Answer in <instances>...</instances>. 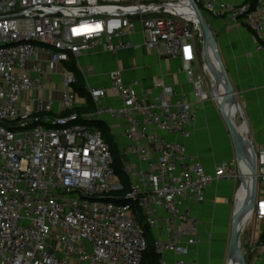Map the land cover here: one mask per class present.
Returning a JSON list of instances; mask_svg holds the SVG:
<instances>
[{"label": "built area", "instance_id": "1", "mask_svg": "<svg viewBox=\"0 0 264 264\" xmlns=\"http://www.w3.org/2000/svg\"><path fill=\"white\" fill-rule=\"evenodd\" d=\"M194 1L211 18L264 34V0ZM137 32L148 53L181 61L195 101L162 82L150 97L112 71L109 91L119 107L104 105L107 89H91L93 113H78V81L65 64L98 48L130 49L126 37ZM199 48L201 31L188 0H0V264H143L146 228L159 264H187L201 241L185 201L203 203L209 186L234 183L239 167L248 178L251 165L247 149L243 160L208 173L186 149L208 99L192 71ZM60 66L62 113L54 114L53 102L42 96L32 108L24 94L43 92ZM106 116L123 122L120 160L130 177L124 196L116 194L122 186L110 146L90 124ZM255 157L249 214L264 223V150ZM251 247L264 253V226Z\"/></svg>", "mask_w": 264, "mask_h": 264}, {"label": "crops", "instance_id": "2", "mask_svg": "<svg viewBox=\"0 0 264 264\" xmlns=\"http://www.w3.org/2000/svg\"><path fill=\"white\" fill-rule=\"evenodd\" d=\"M204 15L234 92L233 100L226 107V115L252 142L255 151L264 150V34L257 36L258 43L254 35L240 24L233 25L224 17L211 18ZM126 40L131 42L133 47L119 53L111 54L103 48H98L72 58L86 93L91 89H107L109 97L105 99L104 105L119 107L120 104L113 99L109 91L110 81L107 77L109 72L116 71L120 73L125 84L137 82L136 91L139 93L154 97L160 92L157 84L162 82L164 86L172 87L175 93L183 96L186 101H195L192 84L182 69L181 61L148 53L143 46L144 36L141 32L126 37ZM201 59L202 54L199 52L196 62L192 65V71L194 77L202 79V92L207 94L208 99L200 105L192 135L184 143L188 153L200 160L205 171L212 173L222 162L239 159L235 156V148L222 114L212 100L213 83L209 69ZM62 72L61 66L56 68L55 75L47 80L43 92H26L23 100L33 108L41 96L49 98L53 102L54 114L62 113ZM221 95L222 89L219 86L216 92L218 102ZM77 97V109L85 112V115L92 114L94 110L85 111L86 99L78 95ZM94 121L100 122L120 156L125 143L122 137L123 122L108 116ZM130 161L133 168L139 169L135 159ZM124 168L125 165L123 171ZM243 171L239 167L238 174H243ZM239 185L240 179L234 183H214L206 189L203 203L195 204L191 199L185 201L186 208L199 224L198 235L201 241L187 256V264H228L233 201ZM252 223L243 221L240 236L243 256L246 264H264L263 251L259 247H251L256 232L263 228L264 223L255 222L253 219Z\"/></svg>", "mask_w": 264, "mask_h": 264}, {"label": "water", "instance_id": "3", "mask_svg": "<svg viewBox=\"0 0 264 264\" xmlns=\"http://www.w3.org/2000/svg\"><path fill=\"white\" fill-rule=\"evenodd\" d=\"M193 12H195L198 28H200L201 36H202V56L204 64L207 65L211 77L212 85V98L215 102L217 109L222 114L223 120L225 125L228 128L229 135L231 138V142H233L235 148V156L239 160H243V154L245 150L248 149L249 156L251 157V165L248 167L249 176L248 178H244L242 174H239L240 177V185L237 188V192L234 196L233 201V213L231 217V231H230V243L228 249V263L232 261V258L235 257L238 261V264H246L245 257L243 256L242 252V242L240 239L243 220L245 216L249 215V212L253 209L255 195H256V157H255V149L253 148V144L246 138L238 128H236L231 121L229 120L228 116L226 115V107L228 103L233 100V93L232 88L224 71L222 61L219 58L218 54V46L215 42V39L212 35L211 29L208 27L203 13L200 12L198 6L195 4L194 0H188ZM222 89V95L220 96V102L216 100V92L219 88ZM251 189L252 196L249 204V208L247 212L242 215L241 210L244 208L241 204H238V196L241 192H245L247 189Z\"/></svg>", "mask_w": 264, "mask_h": 264}, {"label": "trees", "instance_id": "4", "mask_svg": "<svg viewBox=\"0 0 264 264\" xmlns=\"http://www.w3.org/2000/svg\"><path fill=\"white\" fill-rule=\"evenodd\" d=\"M251 2H256L257 0H249ZM254 37L256 38V41L259 43V40L257 38V35L255 33H253L252 31H250ZM65 67L75 75L76 79H77V84H75L73 86V91L82 98H85L87 101V109L85 110L86 112L92 111L94 110V104L93 101L91 99V97L88 95V93L85 92L84 87L82 85V80L80 78V73L78 71L77 65L74 63V60L70 59V61L68 63L65 64ZM78 113L84 114L85 112H81L79 109H77ZM90 124L95 125L98 129L101 130L102 132V136H103V140L106 144H108L110 146L111 149V153H112V157H113V169H114V175L116 176V178L119 179V182L122 186V191L116 193L119 196H124L125 192L128 190L129 186H130V177H128L126 175V173L123 171V164L122 161L120 160V156L118 151L116 150V147L111 144L110 139L107 138L106 140L104 139V136H106V132L105 129H103L102 125L100 124V122L91 120ZM117 204H123V201H118L116 202ZM140 214V212H139ZM146 242H148V247L147 250L144 253L143 256V264H159L160 261V255H157L155 253L154 250V242L152 239V235L151 233L147 230L146 228Z\"/></svg>", "mask_w": 264, "mask_h": 264}, {"label": "bare ground", "instance_id": "5", "mask_svg": "<svg viewBox=\"0 0 264 264\" xmlns=\"http://www.w3.org/2000/svg\"><path fill=\"white\" fill-rule=\"evenodd\" d=\"M229 104V103H228ZM243 130H245V127L242 128ZM252 191L250 188L247 189L245 192H241L238 196V204L244 207L241 210V214L244 215L248 208H249V204H250V200H251V196H252ZM228 264H238V261L235 257L232 258V261Z\"/></svg>", "mask_w": 264, "mask_h": 264}, {"label": "rangeland", "instance_id": "6", "mask_svg": "<svg viewBox=\"0 0 264 264\" xmlns=\"http://www.w3.org/2000/svg\"><path fill=\"white\" fill-rule=\"evenodd\" d=\"M203 16H204V19H205V21H206V16L204 15V13H203ZM206 23H207V21H206ZM199 52H200V54H202V50H201V48H199ZM201 60L203 61V56H202V59H201ZM203 62H204V61H203ZM203 64H204V63H203ZM107 138H109V135L106 133V136H104V139L106 140ZM111 183H112V184H116V180H115V179H112ZM243 221H247V223H249V224H253V223H252V217H251L250 214L247 215V216H245V218H244ZM242 223H243V222H242Z\"/></svg>", "mask_w": 264, "mask_h": 264}]
</instances>
